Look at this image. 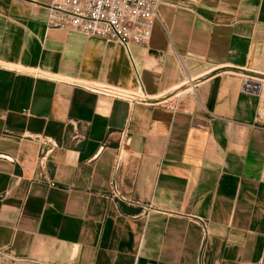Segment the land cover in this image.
I'll return each mask as SVG.
<instances>
[{
	"label": "crops",
	"instance_id": "obj_1",
	"mask_svg": "<svg viewBox=\"0 0 264 264\" xmlns=\"http://www.w3.org/2000/svg\"><path fill=\"white\" fill-rule=\"evenodd\" d=\"M0 0V251L39 264H264V0H159L131 61Z\"/></svg>",
	"mask_w": 264,
	"mask_h": 264
},
{
	"label": "built area",
	"instance_id": "obj_2",
	"mask_svg": "<svg viewBox=\"0 0 264 264\" xmlns=\"http://www.w3.org/2000/svg\"><path fill=\"white\" fill-rule=\"evenodd\" d=\"M159 0H50L46 24L85 36L116 40L131 61L130 46L143 44L152 26H164Z\"/></svg>",
	"mask_w": 264,
	"mask_h": 264
},
{
	"label": "rangeland",
	"instance_id": "obj_3",
	"mask_svg": "<svg viewBox=\"0 0 264 264\" xmlns=\"http://www.w3.org/2000/svg\"><path fill=\"white\" fill-rule=\"evenodd\" d=\"M0 264H39V263L14 260L8 257L6 254H4L2 251H0Z\"/></svg>",
	"mask_w": 264,
	"mask_h": 264
}]
</instances>
